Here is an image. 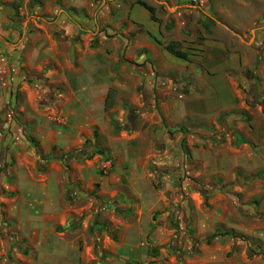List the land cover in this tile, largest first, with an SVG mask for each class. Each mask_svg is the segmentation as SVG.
<instances>
[{
	"label": "crops",
	"instance_id": "0c3cea01",
	"mask_svg": "<svg viewBox=\"0 0 264 264\" xmlns=\"http://www.w3.org/2000/svg\"><path fill=\"white\" fill-rule=\"evenodd\" d=\"M136 1L142 0H0V76L16 88V123H0L2 162L12 159L8 175L16 187L11 198H0V264H214L228 250L226 237L210 244L198 237L200 252L193 251L195 224L172 222L179 207H171L165 177L175 173L152 166L174 161L170 126L208 123L234 108L230 90L236 92L239 75L233 73L250 67V45L230 49L206 33L217 18L243 34L246 22L264 13V1L215 3V13L188 0L143 1L155 21ZM170 42L179 43L187 60L164 49ZM122 52L125 65L118 64ZM126 64L141 75L130 70L118 80L114 69L129 70ZM138 83L142 117L166 127L110 132L108 91L140 104ZM93 130L108 155L61 159L93 143ZM153 177L164 181L160 191L150 188ZM75 197L87 202L75 207Z\"/></svg>",
	"mask_w": 264,
	"mask_h": 264
},
{
	"label": "rangeland",
	"instance_id": "374dc122",
	"mask_svg": "<svg viewBox=\"0 0 264 264\" xmlns=\"http://www.w3.org/2000/svg\"><path fill=\"white\" fill-rule=\"evenodd\" d=\"M143 1L150 3L149 0ZM235 1L196 0L191 3L188 0V3L196 6L202 3L209 7L208 13H215V3L229 7ZM263 1L260 0V4ZM195 10L201 14L196 7ZM215 21L218 24L212 21L216 26L206 34L228 43L230 49H247L250 45V67L233 73L239 75L236 79V92L230 90V95L235 99L234 108L221 113L208 123L198 120L170 126L166 136L175 141L173 148H170L174 161L159 168L152 167L162 169L160 173L163 174L175 173L174 176L165 177L169 187L173 189L171 207H179L173 214L172 222L177 225L182 222L184 225L186 222L195 224L190 230L197 243V247L193 248L194 252H200L201 241L198 237H204L205 244H210L214 238L226 237L231 244L222 257L213 258L214 264H264V13L248 25L246 22L243 34L240 30L231 29L233 25H228L229 20L215 18ZM92 41L93 38L90 37V47ZM123 55L124 52L121 55L118 53V64L125 65ZM126 67H129V70L124 67L114 69L118 80L130 70L137 76L141 75L137 68L130 69L129 65ZM172 86L177 88L174 84ZM215 86L214 84L213 87ZM141 90L142 85L138 83L134 92L140 104L136 105L129 103L127 98L124 99L127 96L125 93L124 98L118 99L116 90L108 91L104 111L108 117L110 132L114 133L112 130H115L119 133L125 130L123 127L130 125L128 117H133L130 125L133 129L144 128L149 124L153 125V128L166 127L163 121L156 126L142 117L141 114L146 108L145 100H141L139 96ZM230 95L228 96L232 97ZM7 121L16 123V88L8 85L6 77L0 76V123L5 125ZM4 131L11 133L9 128H3L2 133ZM26 138L30 142L34 141L29 136ZM97 143L101 149L100 156L104 157L108 151L103 147L104 138L97 137ZM163 146L161 142V147L155 149L163 150ZM5 150L6 148L0 147V198H11L16 193V187L14 180L8 175L12 159L2 162V159L6 158ZM36 150L41 156L39 149ZM94 155L99 154H92L90 157ZM104 169V166H100L98 174L102 175ZM149 181L150 188L158 191L164 184V181L161 182L155 177ZM92 193L94 189L89 195ZM83 201V198L75 197L70 203L77 207L81 206ZM3 205V202H0V207ZM187 207L197 208L189 214ZM218 219H222L221 222H218ZM208 224H211L212 228L206 235L204 229ZM227 224L231 225V228H227ZM228 232H233L234 235L224 234ZM223 244L225 242H221L222 246Z\"/></svg>",
	"mask_w": 264,
	"mask_h": 264
},
{
	"label": "trees",
	"instance_id": "16d2710c",
	"mask_svg": "<svg viewBox=\"0 0 264 264\" xmlns=\"http://www.w3.org/2000/svg\"><path fill=\"white\" fill-rule=\"evenodd\" d=\"M136 3L143 6L145 9H147L149 11L150 18L152 20H154V21L156 20L155 17L153 16L152 9L149 6H147L142 1H136ZM164 49L176 58H179L182 60H187L186 54L179 50V43H177V42L168 43L167 45L164 46ZM127 120H128V124L131 125L133 122V117H128ZM130 125H127L123 128L125 130H128L131 127ZM92 137H93V143H91L89 141H85L81 147L76 148V149L70 151L69 153H67L65 155H62L61 159L64 160L65 162H67L69 160L81 161L83 159L89 158L92 154H100L101 149L98 147L97 134H96L95 130L92 131ZM110 206H113V205H110ZM224 234L229 235V236L234 235L233 232H228V233H224Z\"/></svg>",
	"mask_w": 264,
	"mask_h": 264
},
{
	"label": "water",
	"instance_id": "95a60500",
	"mask_svg": "<svg viewBox=\"0 0 264 264\" xmlns=\"http://www.w3.org/2000/svg\"><path fill=\"white\" fill-rule=\"evenodd\" d=\"M5 9V11H6V13L8 14V15H11L12 14V11L10 10V9H8V8H4Z\"/></svg>",
	"mask_w": 264,
	"mask_h": 264
},
{
	"label": "built area",
	"instance_id": "2783aa9c",
	"mask_svg": "<svg viewBox=\"0 0 264 264\" xmlns=\"http://www.w3.org/2000/svg\"><path fill=\"white\" fill-rule=\"evenodd\" d=\"M196 0H190L191 3H194Z\"/></svg>",
	"mask_w": 264,
	"mask_h": 264
}]
</instances>
